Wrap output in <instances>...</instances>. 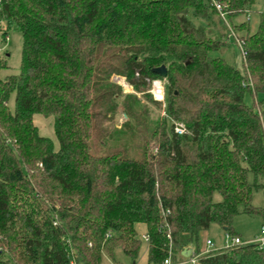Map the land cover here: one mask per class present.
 Masks as SVG:
<instances>
[{"label":"trees","instance_id":"1","mask_svg":"<svg viewBox=\"0 0 264 264\" xmlns=\"http://www.w3.org/2000/svg\"><path fill=\"white\" fill-rule=\"evenodd\" d=\"M216 1L226 19L212 0H0V49L10 31L23 37L18 73L1 75L0 54V264H101L116 249L135 263L140 225L147 264L178 263L204 249L211 224L239 236L240 208L264 212L252 205L264 188V98L244 100L264 94V11L252 32L256 0ZM230 28L240 68L226 59ZM155 80L166 117L152 108ZM35 114L53 118L57 148ZM195 264H264V249H215Z\"/></svg>","mask_w":264,"mask_h":264},{"label":"rangeland","instance_id":"2","mask_svg":"<svg viewBox=\"0 0 264 264\" xmlns=\"http://www.w3.org/2000/svg\"><path fill=\"white\" fill-rule=\"evenodd\" d=\"M264 11V0H256L255 4L252 6L250 12H248L249 17V27L250 30L253 32L256 30L258 23H259V14L260 12ZM241 19V20H240ZM246 16H242L237 19L236 22L246 20ZM230 47L226 52V59L236 65L237 67H241L242 65V56L241 50L239 49L238 45L235 41L230 39ZM22 46H23V37L19 31L12 30L8 33L6 41L2 44L0 54L5 53L7 55V64L8 67L1 71V75L5 76L8 74L18 73L20 70L21 65V53H22ZM123 81L115 80V76L113 80L122 86V93L124 95L129 93L136 94V90L134 87L129 85L123 77H120ZM164 87L165 92V81L164 80H155L151 83V88L148 90L149 93L152 94V98L156 101L162 102L161 108H156L152 106L154 113L157 115L159 114L161 117H166L165 111V96L163 99L162 97H158L157 90L159 88ZM160 90V89H159ZM138 96H142L141 93L137 94ZM264 98V94H254L251 90L246 91L244 100L248 106L256 107V103L258 100ZM13 107V105H12ZM125 114L121 116L118 115V122L121 123L125 120ZM169 126L172 125V121L168 119ZM34 122L39 128V132L41 135L49 137L55 143L56 148L58 147V141L54 134L53 128V118L52 117H45L41 114L34 115ZM253 178L250 177V181ZM214 199L217 201L220 199L219 194H215ZM252 205L257 209L264 211V188L254 190L253 198H252ZM264 225V212L260 214H247L242 211V208L239 209V213L235 216L233 220V229L236 234H238L243 241H253L256 238L261 236V228ZM140 238L146 232V228L143 225L138 227ZM226 235L227 233L225 230L217 225L211 224L209 229L205 232H202L199 238V243L201 246H205V241L210 239L213 243V249H222L226 246ZM140 254L138 259L135 263L125 255L121 250L116 249L114 252L113 257L108 256L107 254L103 255L101 264H147V251H148V244L144 240H142Z\"/></svg>","mask_w":264,"mask_h":264},{"label":"built area","instance_id":"3","mask_svg":"<svg viewBox=\"0 0 264 264\" xmlns=\"http://www.w3.org/2000/svg\"><path fill=\"white\" fill-rule=\"evenodd\" d=\"M212 1L214 2L216 9L219 11L221 16L224 19H226L227 15H226V12L224 11L223 6L220 3H218L216 0H212ZM229 38H233L234 40H236V42L239 46V49L241 50L242 56H244L245 55V51H244L245 49H244L243 41L237 37L236 33L234 32V30L232 28H230ZM159 89H160V93H161V97H162L161 99H163L165 96L164 87L161 86V88H159ZM174 131L178 135H183L186 133V127L181 122L175 121L174 122ZM261 230H262L261 236L256 238L253 241H243L241 237L232 236V235L227 233V235H226V237H227L226 238V246L224 248H228V247L235 246V245H244V244L256 243V244H258L259 248L264 249V225L262 226ZM142 238L144 239L145 242H147V243L149 242L150 238H149V235L147 232H145L142 235ZM190 247L192 248V253L186 260H183V261L178 262V263H174V262H172L171 257L168 256L166 259H164L162 264H195L197 262L198 257L201 254L208 253L212 250H215V249H213V243L210 239H207L205 241L204 249L198 254L194 253V248L192 246H190ZM187 248H185V250Z\"/></svg>","mask_w":264,"mask_h":264},{"label":"water","instance_id":"4","mask_svg":"<svg viewBox=\"0 0 264 264\" xmlns=\"http://www.w3.org/2000/svg\"><path fill=\"white\" fill-rule=\"evenodd\" d=\"M154 72H156V73H158V74H160L161 76H164V77L167 74V70H166V67L165 66H160L158 68H155L154 69ZM115 80H117V81H123V80H121V78L119 76H115ZM191 253H192V248L191 247H188L186 250H183L182 255L184 257H189L191 255Z\"/></svg>","mask_w":264,"mask_h":264},{"label":"bare ground","instance_id":"5","mask_svg":"<svg viewBox=\"0 0 264 264\" xmlns=\"http://www.w3.org/2000/svg\"><path fill=\"white\" fill-rule=\"evenodd\" d=\"M156 92H157L158 97H160L161 96L160 90L158 89Z\"/></svg>","mask_w":264,"mask_h":264}]
</instances>
